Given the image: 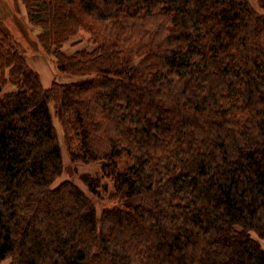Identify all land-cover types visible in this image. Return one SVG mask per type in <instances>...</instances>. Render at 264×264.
<instances>
[{
    "label": "trees",
    "instance_id": "trees-1",
    "mask_svg": "<svg viewBox=\"0 0 264 264\" xmlns=\"http://www.w3.org/2000/svg\"><path fill=\"white\" fill-rule=\"evenodd\" d=\"M23 4L76 80L46 88L0 22V264H264V0ZM52 106L101 216L56 184Z\"/></svg>",
    "mask_w": 264,
    "mask_h": 264
},
{
    "label": "rangeland",
    "instance_id": "rangeland-1",
    "mask_svg": "<svg viewBox=\"0 0 264 264\" xmlns=\"http://www.w3.org/2000/svg\"><path fill=\"white\" fill-rule=\"evenodd\" d=\"M0 22L3 26L7 27L12 37L16 41L18 50L21 51L26 57L29 65L39 73L43 85L48 88L54 80L60 82H73L76 79L68 75L60 74L56 68L55 61L52 57L48 56L42 49L37 40V34L40 33L39 28L32 26L29 23L26 8L23 0H0ZM89 39V35H85ZM85 43L79 47H68L67 52H73L78 48H84ZM53 119L58 133L59 143L62 147L64 172L56 184L62 181L69 180L80 187L88 197L91 198L97 208L98 215L101 216L103 208L112 207L115 204L114 198H109L113 193L112 182L103 177L102 183L107 186V191H102L100 197L92 195L86 185L81 181L80 177L83 174L91 176H101L102 163L95 162L90 164H83L81 162H73L71 159V151L74 150L75 144L72 139L71 143L64 133L63 126L60 120L56 117L53 106ZM73 141V142H72ZM74 144V145H73ZM74 146V147H73ZM141 202V199L134 198L125 202L128 206H134ZM10 260H6L1 264H9Z\"/></svg>",
    "mask_w": 264,
    "mask_h": 264
}]
</instances>
